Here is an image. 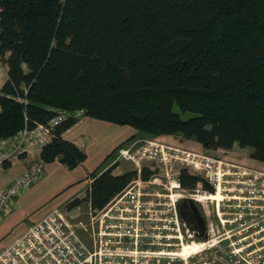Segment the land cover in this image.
Returning <instances> with one entry per match:
<instances>
[{"label":"trees","instance_id":"obj_1","mask_svg":"<svg viewBox=\"0 0 264 264\" xmlns=\"http://www.w3.org/2000/svg\"><path fill=\"white\" fill-rule=\"evenodd\" d=\"M0 139L47 124L59 112L132 127L152 137L183 136L207 150L253 149L264 162V0H0ZM22 99H26L23 102ZM185 113L191 116L183 118ZM55 127L32 162L74 169L87 155ZM95 169L84 200L105 207L138 179ZM18 158V159H19ZM13 159L5 163L8 167ZM153 172L144 168L143 181ZM182 188L206 182L190 170Z\"/></svg>","mask_w":264,"mask_h":264},{"label":"rangeland","instance_id":"obj_2","mask_svg":"<svg viewBox=\"0 0 264 264\" xmlns=\"http://www.w3.org/2000/svg\"><path fill=\"white\" fill-rule=\"evenodd\" d=\"M3 74H5V72L2 68V64H0V81L3 79ZM22 101L26 102V99H22ZM190 116V113H185L183 118L187 119ZM114 127H117L120 131L119 137H117V139L120 138L119 140H125L130 136V134H136L135 136L137 141L139 139L143 140L135 146V149H133L131 153H129L132 158H128V156L122 157L121 161H118L117 168L114 170V172L116 171L118 173L131 171L138 173V179L133 181L132 184L126 188V192L131 191L135 194L138 193L139 190L141 193L144 192L146 194V199L143 200V197H141L140 200L141 202L146 200L149 202V204H146L148 213L157 208L156 204L159 202L167 201L169 204L171 203L165 195H170L174 200L182 195L194 197L199 199L200 204L204 207L206 216L211 224V232L208 240H195L194 237L191 236V233L186 228H183L182 224H180V228H182L183 233L181 237L182 240H176L175 237L180 234L176 231V225L168 224L166 225V228L162 229L160 224L150 222L149 220H141L140 226L143 225L145 227V232L151 237L150 239L152 243L155 244L150 246L152 248L148 250L149 246H144L140 240L139 247L137 249L133 248V251H135L134 258L137 259L136 264H141L146 261L143 257V253H140L141 251L151 252L152 259H154L155 255L161 251L174 253V255H168L166 260L162 259V261L166 264H239L238 261L240 260L243 264H264V248H262L264 247V240L260 241L259 237L255 239L253 238L247 242L249 244L247 254L238 252L240 249H243V245H236L234 247L236 253L226 254L224 250L218 251V245H221L218 244V241L221 239L219 236L220 233L215 234V225L212 222V215H214L213 207L216 209L220 206L221 214L224 211L223 203L226 201L224 197L226 194L225 189L227 188L232 191L231 194L233 196L239 197L238 200L235 201L237 202L235 204H238L239 201H244L245 197H247L246 202H243L242 205L249 204V209L252 208V206H264V162L255 160L252 157L253 149L241 148L238 145H235L231 150H207L196 141L186 140L180 135L152 137L138 133V131L132 127ZM150 142L154 143L153 146ZM141 148H149L150 151L144 153V150ZM160 148L163 149V152L156 155V150ZM118 155L119 154L117 152L115 158L111 159L104 166V169L114 165L113 162L116 160ZM198 157H202L210 161L211 168L209 170V174L213 179V187L215 186V190L218 191V195L214 201H212L211 198L209 199V194L205 193L201 184H199L197 189L193 191H184L181 188L175 187V184H177L176 178L179 177L178 175H180L182 171L181 169L184 170L186 167V163L182 162L183 158L197 159ZM88 164L89 166L95 165L94 157L90 158ZM144 168L153 172L149 181H143L141 179V173ZM140 170H142L141 173H139ZM218 171H220V177L219 180H216V173ZM202 172L203 176L199 177L205 179L204 181L207 182L206 172ZM195 175L198 176L196 171ZM70 178L71 176L67 173L66 175L59 174L58 178L50 177L48 180L54 185H59L60 182H67L61 180H69ZM85 184H88V182ZM85 184L84 187L87 188L88 185L85 186ZM84 202H81L73 209L65 206L61 209L62 214L65 215L66 219L70 220L74 229L81 235V222L84 224H90L93 220L95 222V231L97 232V219H93L96 216V213L92 214L93 208L91 209L90 206ZM169 204L167 208L171 210L172 205ZM47 210L48 207L44 205L33 215L35 218L37 216L41 217L47 212ZM27 211L25 212L26 214ZM253 211H256V209H253ZM122 223L121 225H123ZM90 226L91 225L88 226L89 231ZM17 232L18 228H16L8 237L0 240V250L12 242L14 235L17 234ZM164 236H167L166 241L169 244L174 241L178 243L182 242V248L179 247V249H175L174 247H168L167 249H164V247L159 244L165 241ZM250 244H252V246H250ZM252 249L254 251L257 250V252L250 254L249 251ZM172 258L174 259V262H172Z\"/></svg>","mask_w":264,"mask_h":264},{"label":"built area","instance_id":"obj_3","mask_svg":"<svg viewBox=\"0 0 264 264\" xmlns=\"http://www.w3.org/2000/svg\"><path fill=\"white\" fill-rule=\"evenodd\" d=\"M1 11L0 4V19ZM70 117L80 119L84 117V111L59 112L47 124H38L31 129L26 127L13 137L0 139V169L4 167L5 163L19 158L20 155H29L41 151L51 142L55 127ZM142 141L140 139L135 140L129 146L122 147L118 151L119 155L114 164L121 161L122 157L132 158L129 153ZM150 144L153 146L154 143L150 142ZM141 149L144 150V153L150 151L149 148ZM161 152H163L161 148L156 150V155ZM182 162L186 163L184 170H190L194 173L196 171L198 176H203L202 171H205L206 183L214 185L209 174L211 165L208 159L202 157L197 159L183 158ZM44 165L43 162H35L12 184L0 189V222L15 204L16 198L42 177ZM216 176V180H219L220 171L216 173ZM93 182L94 178L90 179L88 191L91 190ZM176 182L175 187L181 188L179 177L176 178ZM145 195L140 190L136 194L131 191L126 192V189L123 190L108 203L105 217L99 218L96 215L93 218L97 219V232L93 220L90 224L80 223L82 235L77 233L70 220L62 214V208H56L29 227L25 233L17 237L8 246L1 249L0 264H136L137 259L134 258L135 251L133 248L137 249L140 240L144 244L145 239L150 237L145 232V227L140 226L141 220L160 224L162 229L166 228L168 224H174L178 232L182 222L178 204L183 195L175 200L170 195H165L171 203L159 202L156 204L157 208L150 213L146 209V204L149 202L147 200L141 202L140 200L141 197L145 200ZM168 204L172 205L171 210L167 208ZM90 208L92 209V205ZM112 208L113 210H111ZM117 210L118 212H116ZM93 213H96L95 210L92 211ZM89 225H91L90 231ZM164 237L167 239V236ZM140 253H143V257L146 259L141 264H166L162 259L166 260L168 255H174V253L161 251L152 259L151 252L141 251ZM171 260L174 262L173 258ZM238 263L243 264L241 260Z\"/></svg>","mask_w":264,"mask_h":264},{"label":"crops","instance_id":"obj_4","mask_svg":"<svg viewBox=\"0 0 264 264\" xmlns=\"http://www.w3.org/2000/svg\"><path fill=\"white\" fill-rule=\"evenodd\" d=\"M0 64H2V68L5 72L2 81H0L1 90L3 84L7 80L8 68L1 61ZM114 126L118 125L94 120L85 116L78 119V122L63 134V137L76 144L84 153H86L87 160L74 169L68 168L59 161L45 164L42 177L16 198L15 204L12 206L8 214L5 215L3 221L0 222V240L8 237L16 228H18V232L14 235L12 240L14 241L17 237L25 233L29 227L39 222L54 209L63 208V206L69 208V204L72 201L76 199L84 200L88 194L89 181L92 179V177H90L91 173L100 166L107 155H109L118 145L136 135L130 134L125 140H119L120 138L117 139V137H119L120 131ZM135 140L136 139L130 141L125 146ZM39 152L29 155H35ZM91 157H94V166H89L88 164ZM34 163L35 162L30 161L28 158H19L11 162L8 167L1 168L0 189L6 188L12 184L19 175ZM67 173L71 178L69 180H61L67 181L65 183L60 182L59 185H54L48 180L50 177L58 178L59 174L66 175ZM113 173L114 175L124 174L116 171ZM87 182L88 184H85ZM84 184L85 186L88 185L87 188L84 187ZM84 203L91 206L90 200H86ZM44 205L48 207L47 212L43 216H37L35 218L33 214ZM26 211L27 214L25 213Z\"/></svg>","mask_w":264,"mask_h":264},{"label":"flooded vegetation","instance_id":"obj_5","mask_svg":"<svg viewBox=\"0 0 264 264\" xmlns=\"http://www.w3.org/2000/svg\"><path fill=\"white\" fill-rule=\"evenodd\" d=\"M208 187H205L204 184L201 183L202 189L205 191V193L209 194V199L211 198L212 201L215 200L216 196L218 195V191L215 190V186L208 184ZM217 188V187H216ZM184 191H193L196 190V188L192 189H184L181 187ZM225 202L223 203V213H220V206H218L216 209L213 207V213L212 215V222L215 225V234L220 233V240L218 241L219 250H224L226 254L236 253L235 246L236 245H243V249H240L238 252H243L245 254L248 253V243L251 239H255L259 237L260 241L264 240V206H252V208L249 209V204L242 205L243 202H246L247 197H245L244 201H239L238 204H235L239 197L233 196L228 188L225 189ZM190 199L193 200L198 208V213L194 211L192 205L188 203L187 205L183 206L184 213L187 215L186 217L189 219L190 226L192 227L193 231L189 229L187 226V223L185 220L182 219L181 224L183 225V228H186L190 233L191 236L194 237L195 240L204 241L208 240L210 236V222L209 219L206 216V212L204 207L200 204L199 199H196L194 197H190L187 195H183V198L178 204L179 212H180V206L183 204L184 200ZM108 205V204H107ZM103 207L100 210H95L96 215L99 218H103L106 216V207ZM253 209H256V211H253ZM113 210V208L111 209ZM260 210V211H259ZM118 212V210L116 211ZM263 212V213H260ZM260 213V214H259ZM204 222L205 225V232L202 231V227L200 225V221ZM112 222V221H110ZM109 226V225H108ZM110 227V226H109ZM179 235L175 237L176 240H182V228H180ZM153 244L150 237L149 239H145L144 246H149L148 250L151 249ZM161 246L164 247V249H167L168 247H174L175 249H179V247L182 248V242H173L171 244L167 243L166 239L164 242L159 243ZM252 246V244H250ZM146 248V247H143ZM264 248V247H262ZM257 252L253 249L249 251L250 254Z\"/></svg>","mask_w":264,"mask_h":264},{"label":"water","instance_id":"obj_6","mask_svg":"<svg viewBox=\"0 0 264 264\" xmlns=\"http://www.w3.org/2000/svg\"><path fill=\"white\" fill-rule=\"evenodd\" d=\"M188 203H190L194 209V211H196L198 213V208L195 204V202L193 200H190V199H186L184 200L183 204L180 206V215L181 217L183 218V220L186 221L187 223V226L189 227V229L191 230V232L193 231L192 227L190 226V223H189V219L186 217L187 215L184 213V209H183V206L184 205H187ZM199 214V213H198ZM200 225L202 227V231L205 232V225H204V222L201 220L200 221Z\"/></svg>","mask_w":264,"mask_h":264}]
</instances>
